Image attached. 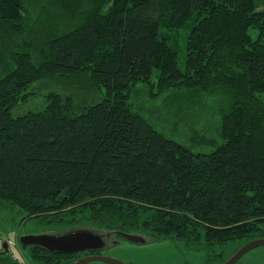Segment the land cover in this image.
<instances>
[{
    "label": "trees",
    "instance_id": "trees-1",
    "mask_svg": "<svg viewBox=\"0 0 264 264\" xmlns=\"http://www.w3.org/2000/svg\"><path fill=\"white\" fill-rule=\"evenodd\" d=\"M260 1L0 0V204L208 253L250 237L264 222ZM186 26L180 66L164 31ZM57 80L68 90L39 94ZM139 83L191 99L177 114L214 120L221 141L199 152L164 135L135 110Z\"/></svg>",
    "mask_w": 264,
    "mask_h": 264
},
{
    "label": "rangeland",
    "instance_id": "rangeland-1",
    "mask_svg": "<svg viewBox=\"0 0 264 264\" xmlns=\"http://www.w3.org/2000/svg\"><path fill=\"white\" fill-rule=\"evenodd\" d=\"M260 6H258L257 11L264 9V0H261ZM190 27H181L179 29H169L164 31V34L168 35L170 40L179 46L178 51L179 54V65H183L184 61V44L186 42V37L189 33ZM253 37L256 36V30H252ZM39 82H36L34 86H37ZM41 95H43L47 90L52 87L60 90L67 91L68 88L61 86V81H50L49 84H44L43 86L38 85ZM140 88H137L133 91L131 100L134 103L135 110L139 112L148 122H150L156 129L160 130L167 137L176 139L186 145H188L193 151L199 152H208L214 149L217 144L221 141L219 137L216 138V123L214 120L209 121V119L198 120L196 122H191L189 117L192 112L189 109V113L187 111L179 112L177 114V104H185L191 103V99L183 95H170L167 94L165 96H159L158 98H149L146 92L149 90V85H143L139 83ZM32 87L30 88V90ZM33 95V94H32ZM34 97L37 96L33 95ZM32 99H35V98ZM29 99L28 102L21 104L22 107L27 110L29 106L27 105L32 101ZM184 119V120H183ZM215 129V130H214ZM0 206L8 207L0 204ZM13 212L12 223L9 222L7 229H3L0 234H5L6 237L14 242L16 239L14 238V232H30L35 233L39 230H48L50 232L58 233L63 232L65 229H77V228H90L95 229L97 232L103 231L102 234L106 235V233H114L113 230L107 229H99L96 227H91L89 225H85L83 221L86 219L82 218L75 213L73 216H67L69 222L64 221L63 223H41L35 220L33 215H25L21 212L19 213L18 208H8ZM25 215V216H24ZM73 217V219H71ZM70 221H73L70 223ZM80 221V222H78ZM4 226V222L1 223ZM13 225V227H12ZM45 228V229H42ZM51 227V228H49ZM48 228V229H46ZM140 233V232H139ZM143 234H148L146 232H141ZM2 234V235H3ZM149 239L144 243L128 244L125 240H121L123 242L111 243L112 239H115V235L110 236L105 241V247L101 250L102 255L109 256L112 258L119 259L121 261L130 263V264H204L203 259H199L195 256L194 253L188 251L184 245L179 240H156L150 234H148ZM118 238V236H116ZM120 239V238H119ZM122 239V238H121ZM24 260L30 264H35V262L31 263V258L28 259V254L24 256ZM88 264H108L104 262H90ZM240 264V263H238Z\"/></svg>",
    "mask_w": 264,
    "mask_h": 264
},
{
    "label": "flooded vegetation",
    "instance_id": "flooded-vegetation-1",
    "mask_svg": "<svg viewBox=\"0 0 264 264\" xmlns=\"http://www.w3.org/2000/svg\"><path fill=\"white\" fill-rule=\"evenodd\" d=\"M13 212L8 209V207L0 206V227H1V232L3 229H7L8 223L13 222L12 215ZM4 222V226L1 224ZM13 224V223H12ZM13 227V225H12ZM255 228V232L251 234L250 237H244L237 239L235 241H229V243H225L223 245H219L217 248L216 252L208 253V252H202L196 249H191L189 248V245H184V247L195 254L199 259L204 260V264H223L226 262L235 252H237L243 245L248 243L249 241H252L254 239H264V222L263 223H258L257 227ZM42 229H45L42 227ZM48 229V228H46ZM117 231V230H114ZM14 232V238L16 239V242L8 239L5 234H0V257L4 263H6L8 260L12 261L15 260L17 264L19 263H27V261L24 260V256L28 254V259L32 258L31 254L36 253L38 256L41 257L42 260H49L53 264L55 259H54V254L51 251H48L46 249H43L38 246H23L19 242V237L22 234L30 233V232H22L19 233L17 230L12 231ZM42 232H50L48 230H39L35 233H42ZM129 233H136L141 235L144 238V241L146 242L150 236L148 234H143L139 232H129ZM103 235V234H102ZM115 235V239H112L111 243H117V242H123L121 240H125L128 242V244H135L138 245V243L131 242L129 240L123 239L121 236L118 235V233H106V235H103V238H105V241L107 240L108 237ZM118 236V238L116 237ZM152 236V235H151ZM154 239H156L154 236H152ZM120 238V239H119ZM122 238V239H121ZM156 240H164V239H156ZM166 240H172V239H167ZM143 242L142 244H144ZM38 248V249H35ZM40 249V250H39ZM92 254H102L101 250H86L81 253H72V255H75L76 258L82 257V256H87V255H92ZM19 262V263H18ZM264 264V243L256 245L254 247H251L244 251L241 256L233 263V264ZM30 264V263H29Z\"/></svg>",
    "mask_w": 264,
    "mask_h": 264
},
{
    "label": "water",
    "instance_id": "water-1",
    "mask_svg": "<svg viewBox=\"0 0 264 264\" xmlns=\"http://www.w3.org/2000/svg\"><path fill=\"white\" fill-rule=\"evenodd\" d=\"M103 231L101 230V232L99 233L95 229L77 228L72 230L65 229L63 232L58 233H55V231L42 233H26L22 234L19 237V242L25 246H38L51 252L69 254L81 253L86 250H100L105 247V238H103L102 235ZM116 232L123 239L129 240L131 242H145L144 238L139 234L123 232L120 230L114 231V233ZM263 243L264 239H254L252 241H249L223 264H233L244 251ZM90 262H104L108 264H130L102 254L82 256L75 259L71 264H88Z\"/></svg>",
    "mask_w": 264,
    "mask_h": 264
}]
</instances>
